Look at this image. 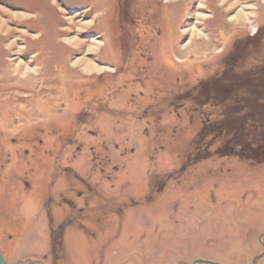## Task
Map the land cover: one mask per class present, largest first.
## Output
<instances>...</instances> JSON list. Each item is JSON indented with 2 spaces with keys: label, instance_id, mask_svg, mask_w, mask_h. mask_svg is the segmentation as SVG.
Here are the masks:
<instances>
[{
  "label": "rangeland",
  "instance_id": "1",
  "mask_svg": "<svg viewBox=\"0 0 264 264\" xmlns=\"http://www.w3.org/2000/svg\"><path fill=\"white\" fill-rule=\"evenodd\" d=\"M263 63L264 0H0L11 264H38L59 231L43 205L70 185L92 200L61 264H264V88H226Z\"/></svg>",
  "mask_w": 264,
  "mask_h": 264
},
{
  "label": "flooded vegetation",
  "instance_id": "2",
  "mask_svg": "<svg viewBox=\"0 0 264 264\" xmlns=\"http://www.w3.org/2000/svg\"><path fill=\"white\" fill-rule=\"evenodd\" d=\"M257 35L258 34H255V36L253 35L252 38L248 39V41H249L248 43L252 44L251 42H253V41L255 42L258 39ZM238 46H239V43L237 41V42H235V47L238 49ZM236 48L233 50V52L230 53V55L228 57L229 62L232 65H233V62L238 59V57H241L240 52L238 51L239 49L237 50ZM238 53H239V55H238ZM246 59L249 61V60H252L253 58L248 56V58L246 57ZM233 68L234 67H230L228 70H232ZM228 70H227V72H228ZM257 71L258 70L255 69V70H252L250 72L248 71L246 73L235 74L234 77H232L233 80L229 81L231 85H228V87H226V88L227 89H233V90L234 89H242V88L248 89V88H258L259 85H261L262 88H264V63H263L262 68H261V73L258 74ZM254 72H256V73H254ZM215 78H216V80H215L216 83L222 82L221 81L222 75L215 77ZM251 90L254 92L253 89H251ZM253 92H246V93L253 95L254 94ZM230 94H232V92H230ZM230 98H232V97L227 96V95H225V96H222V95L221 96H209L206 98L205 101H206V104L212 102L213 105H218V104H221L222 101L230 99ZM260 99H262V101H264V95L261 96L259 98V100ZM263 104H264V102H263ZM184 110H185V108H184ZM185 114L187 116H190V120L191 119L193 120L194 116L198 115L196 112H194V113L190 112V113H185ZM200 117L202 119H204L206 122H208V123H206L205 128L209 127V125H212V127H209L207 129L210 131L215 130L217 125L210 124V121H211L210 117H208V116L204 117V115H200ZM107 178H108L107 180H109V177H107ZM23 185L29 189L28 183L24 182ZM98 185H99V183L96 184V187H98ZM85 189H87V191L89 193L90 192L93 193L96 188H93V186H91V185H87L85 187ZM59 192H61V193H57L56 196L53 197L54 199L53 198L48 199V203H46V201H45L43 208H42L44 211H46L48 213L49 220H51L50 217L52 215L51 213H53V210L55 209L57 211L56 212V214H57L56 218L57 217L59 218V226H58L59 231H58V234L54 235L57 238H58V236L60 237V233L61 234H62V232L65 233L66 229L70 228L71 224L73 223V218L70 217V215L77 212V211L82 212L83 210H85L84 208H86L87 206H90L91 200H92L91 196L83 198L82 197L83 193L77 194L76 190L71 185L69 187H66L64 192L63 191H59ZM73 192H74V194H73ZM79 200H80V202L83 201L85 203L84 204L85 207L81 206L80 208H78ZM213 200L214 199H212L210 201H213ZM68 212H69V216L66 215V214H68ZM63 236H64V234H63ZM9 237H11V236H9ZM57 238L54 240L52 245H50L48 247L47 250H43V251L38 250L37 251L35 249H32L29 251V249H27L29 251L28 256H31L32 257L31 259L34 260L35 262L37 261L36 263H38V264H41V263H44V264H46V263H48V264H61V263H63L65 261V259L62 256V252H61L62 241L60 238H58V240H57ZM19 249H20V247H19ZM38 252H39V254L42 255L39 260L36 259V257H35V255H37ZM0 253L3 256V258L7 264L12 263V262H10L8 256L4 253V250H2L1 246H0Z\"/></svg>",
  "mask_w": 264,
  "mask_h": 264
},
{
  "label": "water",
  "instance_id": "3",
  "mask_svg": "<svg viewBox=\"0 0 264 264\" xmlns=\"http://www.w3.org/2000/svg\"><path fill=\"white\" fill-rule=\"evenodd\" d=\"M200 263H203V264H211L210 262H208V261H204V260H200V261H198L197 264H200ZM0 264H7V263L5 262L3 256L1 255V253H0Z\"/></svg>",
  "mask_w": 264,
  "mask_h": 264
},
{
  "label": "bare ground",
  "instance_id": "4",
  "mask_svg": "<svg viewBox=\"0 0 264 264\" xmlns=\"http://www.w3.org/2000/svg\"><path fill=\"white\" fill-rule=\"evenodd\" d=\"M232 8L234 7V6H231ZM78 63V62H77ZM26 69V68H25ZM86 69H91V68H86ZM91 71V70H90ZM95 72V71H94Z\"/></svg>",
  "mask_w": 264,
  "mask_h": 264
}]
</instances>
